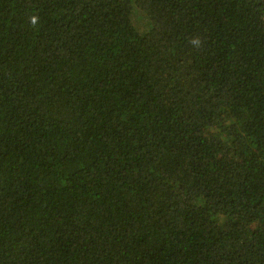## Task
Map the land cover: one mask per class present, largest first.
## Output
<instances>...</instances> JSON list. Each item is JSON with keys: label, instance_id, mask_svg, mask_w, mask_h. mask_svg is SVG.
<instances>
[{"label": "trees", "instance_id": "1", "mask_svg": "<svg viewBox=\"0 0 264 264\" xmlns=\"http://www.w3.org/2000/svg\"><path fill=\"white\" fill-rule=\"evenodd\" d=\"M0 264H264V0H0Z\"/></svg>", "mask_w": 264, "mask_h": 264}, {"label": "clouds", "instance_id": "2", "mask_svg": "<svg viewBox=\"0 0 264 264\" xmlns=\"http://www.w3.org/2000/svg\"><path fill=\"white\" fill-rule=\"evenodd\" d=\"M31 20H32L33 24H35L37 22V18L36 17H32Z\"/></svg>", "mask_w": 264, "mask_h": 264}]
</instances>
